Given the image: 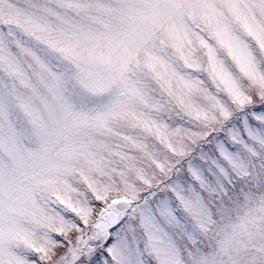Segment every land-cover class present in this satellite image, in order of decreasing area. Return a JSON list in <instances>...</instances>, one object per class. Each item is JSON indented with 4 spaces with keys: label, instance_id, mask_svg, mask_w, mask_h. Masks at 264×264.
<instances>
[{
    "label": "snow or ice",
    "instance_id": "obj_1",
    "mask_svg": "<svg viewBox=\"0 0 264 264\" xmlns=\"http://www.w3.org/2000/svg\"><path fill=\"white\" fill-rule=\"evenodd\" d=\"M0 264H264V0H0Z\"/></svg>",
    "mask_w": 264,
    "mask_h": 264
}]
</instances>
